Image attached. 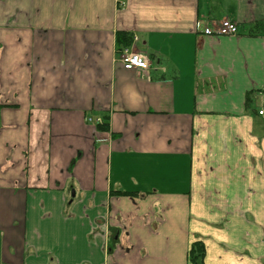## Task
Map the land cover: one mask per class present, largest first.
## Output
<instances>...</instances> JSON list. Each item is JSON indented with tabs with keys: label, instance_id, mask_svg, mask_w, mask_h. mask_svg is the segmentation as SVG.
Returning <instances> with one entry per match:
<instances>
[{
	"label": "crops",
	"instance_id": "crops-1",
	"mask_svg": "<svg viewBox=\"0 0 264 264\" xmlns=\"http://www.w3.org/2000/svg\"><path fill=\"white\" fill-rule=\"evenodd\" d=\"M263 107L264 0H0V264H264Z\"/></svg>",
	"mask_w": 264,
	"mask_h": 264
},
{
	"label": "built area",
	"instance_id": "built-area-1",
	"mask_svg": "<svg viewBox=\"0 0 264 264\" xmlns=\"http://www.w3.org/2000/svg\"><path fill=\"white\" fill-rule=\"evenodd\" d=\"M197 25L198 23L196 26ZM202 32L207 35H234L237 33V25L235 22L225 18L218 23L204 26ZM120 60L123 66L127 69H146L148 67L146 56L139 52L123 49L120 52ZM258 114H264V107L258 111Z\"/></svg>",
	"mask_w": 264,
	"mask_h": 264
},
{
	"label": "trees",
	"instance_id": "trees-1",
	"mask_svg": "<svg viewBox=\"0 0 264 264\" xmlns=\"http://www.w3.org/2000/svg\"><path fill=\"white\" fill-rule=\"evenodd\" d=\"M115 41H116L117 51L120 52L121 50L126 49V47H128L131 44L132 35L125 31L118 32ZM97 128L100 130H107L108 129L107 121H103L100 124H98ZM204 252H205V247L203 243L200 241H196L192 244V246L189 249V259L195 264H202V257L204 255Z\"/></svg>",
	"mask_w": 264,
	"mask_h": 264
}]
</instances>
